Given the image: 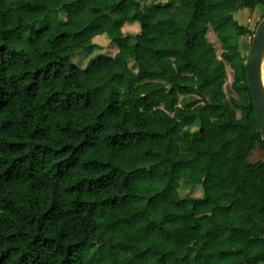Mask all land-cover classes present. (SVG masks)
<instances>
[{
	"label": "trees",
	"instance_id": "1",
	"mask_svg": "<svg viewBox=\"0 0 264 264\" xmlns=\"http://www.w3.org/2000/svg\"><path fill=\"white\" fill-rule=\"evenodd\" d=\"M258 4L0 0V264H264V158H249L264 141L237 41L254 30L234 16ZM98 34L117 51L79 67Z\"/></svg>",
	"mask_w": 264,
	"mask_h": 264
},
{
	"label": "rangeland",
	"instance_id": "2",
	"mask_svg": "<svg viewBox=\"0 0 264 264\" xmlns=\"http://www.w3.org/2000/svg\"><path fill=\"white\" fill-rule=\"evenodd\" d=\"M264 15V4H258L255 8H239L234 11L235 18L242 24H245L250 29H255L256 22L261 15ZM52 16V15H51ZM63 16V15H61ZM52 18H55L53 15ZM140 29V25L137 21L126 22L123 25V32L126 34V40L128 42L133 41L134 35ZM252 36V35H251ZM251 36L248 34L240 35L237 38L239 49L241 53L246 54L247 48L249 46ZM208 39L213 43L217 55L220 54L221 47L220 41L218 40L216 33L210 28L207 31ZM93 45L87 50L80 51L72 55V60L79 67H84L89 58L97 53H102L107 56H112L118 49L117 44L109 39L105 34L95 35L92 39ZM129 65L135 67V63L129 60ZM233 80V69L229 63L226 64V83L225 90L232 95L236 96L235 91L230 90L231 83ZM251 161H257L264 158V155L260 149H254L250 154ZM179 181V191L181 195L184 196H200L202 194V187L200 184H189L184 179H178ZM263 264V263H262Z\"/></svg>",
	"mask_w": 264,
	"mask_h": 264
},
{
	"label": "water",
	"instance_id": "3",
	"mask_svg": "<svg viewBox=\"0 0 264 264\" xmlns=\"http://www.w3.org/2000/svg\"><path fill=\"white\" fill-rule=\"evenodd\" d=\"M264 60V15L257 22L244 60L249 96L264 141V86L259 71Z\"/></svg>",
	"mask_w": 264,
	"mask_h": 264
},
{
	"label": "bare ground",
	"instance_id": "4",
	"mask_svg": "<svg viewBox=\"0 0 264 264\" xmlns=\"http://www.w3.org/2000/svg\"><path fill=\"white\" fill-rule=\"evenodd\" d=\"M259 78L261 80V82L263 83V86H264V60L262 62V65H261V68H260V71H259Z\"/></svg>",
	"mask_w": 264,
	"mask_h": 264
}]
</instances>
